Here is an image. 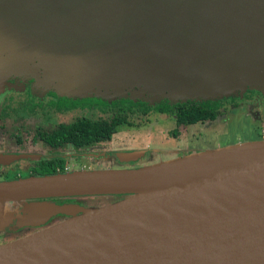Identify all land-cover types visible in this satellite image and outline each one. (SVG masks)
<instances>
[{
    "label": "water",
    "instance_id": "95a60500",
    "mask_svg": "<svg viewBox=\"0 0 264 264\" xmlns=\"http://www.w3.org/2000/svg\"><path fill=\"white\" fill-rule=\"evenodd\" d=\"M19 3L25 19L3 21L1 50L24 43L29 63L41 64L25 78L41 68L46 79L91 81L79 98L153 105L144 87L165 95L181 85L198 100L264 87V0H0V11ZM115 154L128 163L145 150ZM31 156L0 153V164ZM66 195L124 197L96 207L46 200ZM4 202L12 210L0 211V228L65 217L0 244V264H264V139L0 181Z\"/></svg>",
    "mask_w": 264,
    "mask_h": 264
},
{
    "label": "rangeland",
    "instance_id": "374dc122",
    "mask_svg": "<svg viewBox=\"0 0 264 264\" xmlns=\"http://www.w3.org/2000/svg\"><path fill=\"white\" fill-rule=\"evenodd\" d=\"M0 25L3 24V21L6 19H11V16L14 20H17L20 24V19H25V5L24 7L21 6L19 3L17 7H12L10 5L2 7L0 11ZM4 35H7V32H3ZM17 33V35H19ZM1 35V34H0ZM3 35V36H4ZM25 38V32H23ZM26 41V39H25ZM41 64L29 63V59L25 53V45L17 44L16 47L13 48H5L1 50L0 48V93L3 91L8 84V81H15L16 82H29L30 88V95L31 97L38 100L36 97L40 98L39 101L44 103L48 96L46 93L48 91H52L58 96H67L70 98H76L79 96L90 95L88 93L80 94L79 91L84 92L91 91L92 92V82H86L84 84L71 85V79L66 77L64 79L58 80L53 79H46L41 77L42 69L40 68L37 78H25V75H29L32 72L36 73V67H40ZM249 70L246 69L243 72L245 74L249 73ZM47 72V71H45ZM61 73V69L57 74ZM252 73V71H251ZM255 80V79H250ZM248 80V82H250ZM257 81L264 82V74L260 72L258 74ZM178 84L184 83V80H180L177 82ZM179 88L176 89H169L167 90L165 95H162L158 88L154 86H147L144 87L147 99L150 102H157L158 100H166L170 103L175 101H196L198 97L195 96V92L186 91L185 88L181 85ZM19 87L22 88V84H13L7 87V91L4 93L2 97H0V107L3 104H9L10 107L15 106V101L25 97V91H22ZM110 86H105L102 89L107 90ZM100 87H98L99 89ZM16 89V90H15ZM248 90L256 91V96H260L261 103L264 102V87L259 89H246L242 93H236L231 96H239L237 99L242 100V96L244 92ZM141 91V89H139ZM253 91V92H254ZM103 92V91H102ZM253 92L249 93L251 95ZM103 94V93H102ZM104 95V94H103ZM131 97H135V94H130ZM246 96V95H245ZM222 97V98H227ZM252 97V95H251ZM132 99V98H131ZM134 101H140L138 99ZM158 101V102H159ZM235 102L237 100L234 99ZM232 101L226 99L225 107L221 111V114L212 121H205L201 123H196L193 125H189L188 127L184 128V132L182 134V142L176 143L172 138L168 137L166 131L172 127V122H170V117H164L161 114L150 112L146 115H130L128 117V121L131 125L121 124L117 127L115 133L111 137L110 141L103 142L104 144L99 147V152H108L109 157L101 158L95 157L93 154L87 156H79L76 157L78 159L77 166L72 167V170H99V169H117V168H124L126 165L128 167H138L143 165H148L157 162L167 161L169 159L186 156L192 152H204L208 150L220 149L224 148L228 145H233L241 142H249L254 140H261L257 139L260 137L256 133L260 130L264 131V123L260 125L254 123V118L250 115L253 111L254 105L256 104L255 100L251 103H247L245 101H241L237 106L231 104ZM151 105V104H149ZM47 115L44 118L42 115ZM258 119L263 120L264 122V107L262 108V112H258ZM83 115L92 119L99 118V117H108L109 110L102 111L98 108H92V110H70L63 113H56V112H46L45 108L38 110L36 117L43 120L45 124L51 125L57 121H70L74 117ZM28 119H30L28 117ZM1 120L0 122H2ZM261 133V132H260ZM259 133V134H260ZM264 139V132L262 134ZM147 150L150 154L149 159L146 157L139 158L132 163H121L118 161L116 152L122 150ZM153 149V151H151ZM174 149H181L176 154L174 153ZM192 149V150H191ZM164 151V152H159ZM153 152V153H151ZM154 152H159L155 154ZM111 153V155H110ZM170 153V154H169ZM169 156V158H168ZM71 160V158L69 159ZM73 160V159H72ZM151 160V161H150ZM81 163V164H80ZM124 195H92V196H78V195H66V196H59V197H50L46 198L47 201L53 202L56 204L62 203H80L84 206H101L110 202H114L118 199L123 198ZM12 210V206L4 202L3 205L0 207L1 212H10ZM65 217L64 215H58L53 217L47 223H52L53 221L59 220ZM14 223V221H13ZM28 230L27 228H18L13 231L12 234H9L6 239L13 238L20 234L26 233Z\"/></svg>",
    "mask_w": 264,
    "mask_h": 264
},
{
    "label": "flooded vegetation",
    "instance_id": "af4514ba",
    "mask_svg": "<svg viewBox=\"0 0 264 264\" xmlns=\"http://www.w3.org/2000/svg\"><path fill=\"white\" fill-rule=\"evenodd\" d=\"M14 82L11 80L8 81V84H6V86H4L5 88L0 93V97H2L4 95V93L7 91L8 86L13 85V84L17 85L20 83L22 84V88L21 87H19V88L21 90L23 89L22 91H25L26 95H25V97L15 101V106H13V107H10L8 103L3 104V106L0 107V121L3 120L2 122H0V153L1 154L24 153V154H31L32 156L30 158L24 157V158H19L17 160L8 162L6 164H0V181L25 178V177L32 176V175H38L37 172L39 170V165L37 164V162L43 158H46V159L50 158V159L57 160L58 162H56V164H54V167H53L54 168L53 173H60V172H65V171H71L72 167L77 166L78 165L77 164L78 159L76 157H79V156L80 157L81 156H87L90 153V154H93L97 158L98 157H101V158L109 157L108 152H104V153L99 152L98 148L104 144L103 142L99 143L97 145H94V146L91 145V146L85 147L82 150H78V149H75L69 143L63 144L60 147H50V146L45 147V144L39 142L38 140L37 141H28L27 139H32V137L35 135L33 133L37 130H47V129L55 126V124H57V123H68V122H71L76 117H86L83 115H79V116L74 117L70 121L60 120V121H57L51 125H48V124H45L43 120L36 117L38 110L45 108L46 112H48V113H50L52 111L56 112V113H63V112H67V111L74 110V109L92 110V107L89 108L87 106L86 107L74 106V107H71L68 109L57 110L53 106H50L49 102L56 101L58 98H61V97L69 98L71 100H77L79 97L70 98V97H66V96H58L55 93H53L52 91H48L46 93V96H48V99L44 103H42L41 101H39L40 98L36 97L38 100H35V98L30 96L32 94H30L31 90L29 88V82H27V83H24V82L14 83ZM253 91L254 90H248V91L244 92V94L242 96V100L237 99L239 96H229L227 98H221L220 101L222 103V106L219 109L220 112L216 116V118L221 114V111L225 107L226 99H229V101H232L231 104L234 106H237L241 101L251 103L252 101L255 100L256 104L254 105L253 111L250 115H252V118H254V123H253L254 125L258 124V123L260 125H263L264 122H263V120L257 118L258 117L257 113L259 111L262 112V108L264 107V102L261 103L262 98L260 96L254 97V95H256L257 93H256V91H254V92ZM251 92H253L251 94L252 97H251V95H249V93H251ZM90 97H92V96H90ZM234 99L237 100V102H235ZM150 112H153V111H149L148 113H150ZM155 113L161 114L164 117H168L167 115H165L163 113H159V112H155ZM134 114L142 115V114H138V113H134ZM134 114H132V115H134ZM40 115H42V114L40 113ZM42 116L44 118L47 117V115H44V114ZM28 117L30 119H28ZM86 118H89V117H86ZM90 119H92V118H90ZM255 120L258 123L255 122ZM205 121H212V120H204L202 122H205ZM170 122H172V127H170L168 130H170L171 128L174 127V120L172 118L170 119ZM196 123H201V122L198 121V122H195L193 124H196ZM193 124H187L181 128V132H180V136H179L178 140L168 136V134H167L168 130L166 131V134L168 137L172 138L176 143L182 142L183 141L182 140V134L184 132V128L188 127L189 125H193ZM263 132L264 131L260 130L258 133H256L257 135L260 136L257 139H263V137H261ZM179 150H181V149H179ZM179 150L174 149V153L176 154L177 152H179ZM122 151H125V150H122ZM151 151H153V149ZM159 152L162 153L164 151H159ZM159 152H154V153L158 154ZM151 153H153V152H151ZM148 154H150V153L147 152V150H145V154L140 158L146 157V159H149L150 157ZM110 155H111V153H110ZM70 158H71V160H69ZM168 158H169V156H168ZM128 163H132V162H128ZM125 167H128V166L126 165ZM53 173H51V174H53ZM48 224L49 223H46V224H44L42 226H38V227H30V226L16 227L12 221V222L8 223L7 225L3 226L2 228H0V244L8 242V241H12V240L17 239L19 237H22L26 234L31 233L32 231H35V230L40 229L44 226H47ZM18 228H27L28 231L26 233L20 234L18 236L13 237V238L6 239V237L9 234H12L13 231L15 229H18Z\"/></svg>",
    "mask_w": 264,
    "mask_h": 264
},
{
    "label": "trees",
    "instance_id": "16d2710c",
    "mask_svg": "<svg viewBox=\"0 0 264 264\" xmlns=\"http://www.w3.org/2000/svg\"><path fill=\"white\" fill-rule=\"evenodd\" d=\"M57 110L68 109L74 106L98 108L102 111L109 110L108 117L90 119L76 117L68 123H57L47 130H37L32 139L39 141L45 147H60L69 143L75 149L82 150L88 146H94L102 142L110 141L111 137L120 124L131 125L127 118L134 114L145 115L149 111L159 112L174 120V127L167 131L168 136L178 140L181 128L187 124L213 120L219 114L222 106L220 99H207L197 101H182L169 103L166 100L149 105L143 101H133L128 98H117L106 101L97 97H81L77 100L61 97L56 101L49 102ZM32 134V135H33ZM29 137V136H28ZM55 159H40L38 175L51 174L54 170Z\"/></svg>",
    "mask_w": 264,
    "mask_h": 264
},
{
    "label": "bare ground",
    "instance_id": "6f19581e",
    "mask_svg": "<svg viewBox=\"0 0 264 264\" xmlns=\"http://www.w3.org/2000/svg\"><path fill=\"white\" fill-rule=\"evenodd\" d=\"M181 165H183V164H174V170H176V169H178L179 167H181Z\"/></svg>",
    "mask_w": 264,
    "mask_h": 264
},
{
    "label": "crops",
    "instance_id": "0c3cea01",
    "mask_svg": "<svg viewBox=\"0 0 264 264\" xmlns=\"http://www.w3.org/2000/svg\"><path fill=\"white\" fill-rule=\"evenodd\" d=\"M171 124H172V123H171ZM118 126H119V125H118ZM118 126H117V127H118ZM116 129H117V128H116ZM49 224H51V223H49ZM49 224H48V225H49ZM37 230H38V229H37ZM35 231H36V230H35ZM32 232H33V231H32Z\"/></svg>",
    "mask_w": 264,
    "mask_h": 264
}]
</instances>
